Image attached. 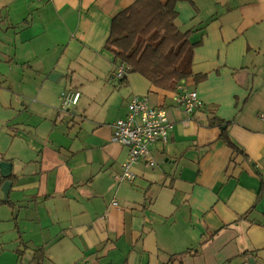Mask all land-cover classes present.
Instances as JSON below:
<instances>
[{
  "label": "crops",
  "instance_id": "crops-1",
  "mask_svg": "<svg viewBox=\"0 0 264 264\" xmlns=\"http://www.w3.org/2000/svg\"><path fill=\"white\" fill-rule=\"evenodd\" d=\"M134 1L0 0V264H264V0L176 2L196 44L192 114L138 72L109 79L112 18ZM67 89L80 97L61 110ZM133 96L173 128L119 181L112 125Z\"/></svg>",
  "mask_w": 264,
  "mask_h": 264
},
{
  "label": "trees",
  "instance_id": "trees-1",
  "mask_svg": "<svg viewBox=\"0 0 264 264\" xmlns=\"http://www.w3.org/2000/svg\"><path fill=\"white\" fill-rule=\"evenodd\" d=\"M177 1L180 0L164 3L135 0L112 18L110 34L104 44L118 65L124 66L125 72H138L154 85L167 90H176L181 81L192 75V55L196 46L189 40V32L180 30L174 22ZM123 76L122 82L125 80ZM211 116L210 125L223 124L216 115ZM220 136L234 151L243 152L228 137L226 130ZM5 179L0 175V182ZM263 191L264 183L260 179L259 194Z\"/></svg>",
  "mask_w": 264,
  "mask_h": 264
},
{
  "label": "built area",
  "instance_id": "built-area-1",
  "mask_svg": "<svg viewBox=\"0 0 264 264\" xmlns=\"http://www.w3.org/2000/svg\"><path fill=\"white\" fill-rule=\"evenodd\" d=\"M123 65H118L109 77L110 80L120 79L125 74ZM80 97L76 89H67L60 92V109H69L75 105ZM176 101L187 114H192L203 102L194 89L180 82L177 85ZM259 118L264 121V112H259ZM111 141L127 147V157L122 163V171L114 175L116 180L131 182L134 179L132 166L140 161L154 165L155 161L149 157L148 144L152 142L166 143L173 128L164 107L150 104L146 98L133 96L128 105L126 114L117 118L112 125ZM113 204H116L113 201Z\"/></svg>",
  "mask_w": 264,
  "mask_h": 264
},
{
  "label": "water",
  "instance_id": "water-1",
  "mask_svg": "<svg viewBox=\"0 0 264 264\" xmlns=\"http://www.w3.org/2000/svg\"><path fill=\"white\" fill-rule=\"evenodd\" d=\"M0 174L4 178L9 177L11 174V163L6 162V161H0ZM10 186H11V181L7 179L2 183L0 187V190L3 193L4 199H6L8 196V191L10 189Z\"/></svg>",
  "mask_w": 264,
  "mask_h": 264
}]
</instances>
